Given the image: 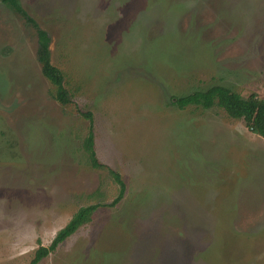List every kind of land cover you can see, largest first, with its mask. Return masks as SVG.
<instances>
[{
  "label": "rangeland",
  "instance_id": "rangeland-1",
  "mask_svg": "<svg viewBox=\"0 0 264 264\" xmlns=\"http://www.w3.org/2000/svg\"><path fill=\"white\" fill-rule=\"evenodd\" d=\"M51 38L72 103L37 60L36 29L0 0V264H264V139L213 86L264 100V0H20ZM92 113L98 161L84 149Z\"/></svg>",
  "mask_w": 264,
  "mask_h": 264
},
{
  "label": "trees",
  "instance_id": "trees-1",
  "mask_svg": "<svg viewBox=\"0 0 264 264\" xmlns=\"http://www.w3.org/2000/svg\"><path fill=\"white\" fill-rule=\"evenodd\" d=\"M2 3L20 14L28 24L36 29L38 36L37 60L41 65L42 74L56 89L54 94L55 101L64 106L71 104L72 100L66 88L65 76L52 63L51 38L48 33L42 30L38 23L21 7L20 0H2ZM174 105L182 110L190 106L202 107L207 110L220 108L226 112L229 118L242 120L251 133L264 139V100L260 99L257 94H251L249 97L244 98L230 88L213 86L206 91H199L182 98H176ZM84 117L91 123L89 135L84 141V149L90 157L93 168L108 170L120 186L118 197L111 204L105 205L106 207H116L124 198L126 185L118 173L98 161L95 151L93 115L92 113H86ZM100 207L101 205H92L81 208L66 227L57 233L49 247H39L30 264H39L50 254L55 253L59 246L73 236L81 227L92 222L93 216Z\"/></svg>",
  "mask_w": 264,
  "mask_h": 264
}]
</instances>
